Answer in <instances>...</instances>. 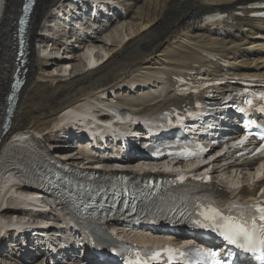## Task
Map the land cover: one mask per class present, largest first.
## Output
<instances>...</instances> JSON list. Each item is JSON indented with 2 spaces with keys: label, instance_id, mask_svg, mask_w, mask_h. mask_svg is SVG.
<instances>
[{
  "label": "bare ground",
  "instance_id": "6f19581e",
  "mask_svg": "<svg viewBox=\"0 0 264 264\" xmlns=\"http://www.w3.org/2000/svg\"><path fill=\"white\" fill-rule=\"evenodd\" d=\"M66 1L69 0H37L31 15L27 42L19 47L16 33L24 0H0V105L12 91L18 68L24 80L13 109H8V101L0 117V247L5 239L15 240L10 253L2 255L4 259H12L11 264H39L42 259L40 264H45L43 250L29 251L13 234L15 225L19 229H26V222L34 216L31 209L36 211L43 206L50 207L54 203L52 198L59 199V212L51 211L50 214L40 213L36 216L44 219L49 226L40 232L44 237L38 236L41 242L39 246L45 249V253L50 252L47 246L54 245V235L61 231L56 228L62 223L60 213L70 209L61 206L68 199L54 191L52 186H47H56L51 179L53 172L61 169L84 172L95 161L103 167V170L96 172L108 177L119 175L120 172L135 177L150 174L144 169L140 158L124 156L115 159L109 153H90L82 149L74 153L69 148L73 146L69 144L70 141L48 144L47 141H51L49 138L59 132L60 137L73 138L72 127L77 126V123L84 124V131L91 134L97 131L112 133L110 128L98 126L100 120L113 124L107 114L102 112L103 109L114 111L121 108L133 114H155L171 105L180 104L184 98L177 95L176 77L182 73H195L202 80L216 76L251 75L264 78V25L242 23L226 24L224 27L203 23V17L208 13L220 11L230 15L238 4H247L250 0H116V5H123L125 12L122 14L127 15L131 23L137 22L134 25L136 29L128 33H135L134 37L125 40L121 35L122 38H117L115 33L118 29L113 31L115 25L106 30L101 29L95 39V34L93 38L85 35L87 41H95L98 45L97 42L104 38H101L102 35L109 34L114 47L101 49L103 53L98 51L96 54L94 50L98 46L89 47L84 62L83 57H80L83 65H75L73 71L69 69L71 67L66 69L65 65H70L76 59L74 52L84 45L86 38L74 35L75 44L64 43L68 51L60 55L57 48L61 49L59 37L64 33L58 34V30L65 29L64 22L60 21V25L55 26L57 31H41L43 22L55 10L61 11ZM16 19L15 26L13 21ZM74 24L77 25L78 21H74ZM51 49L58 51L54 53ZM24 52L25 62H22L18 60V55ZM45 56H49L50 60L47 61ZM65 59L68 61L62 64L64 66L60 71L56 72L58 69L55 68L53 73H47L48 64L57 65ZM95 62L96 67H91L90 63L94 65ZM148 83H156V88ZM126 85L132 91L137 85L139 88L144 86L145 90L147 87L149 91L136 93L130 98L117 95L110 97L116 88ZM236 87L227 84L209 92L214 94V98H220L219 95ZM5 123L8 125L5 126ZM86 139L84 137L83 141ZM96 142L89 147H97ZM63 147L68 148L65 150ZM83 160L87 161L88 167L85 169ZM256 165L255 161L245 160L231 166H220L225 177H216L211 186L224 196L234 191L239 184L244 193L254 184L259 190L264 187V178H260V173L257 174ZM44 168H50L51 173H41ZM26 207L30 209L27 212L22 209ZM16 210H20V215L16 213L19 218L14 216L16 214L13 211ZM22 219H25L24 222H21ZM137 238L142 241L149 239L139 235Z\"/></svg>",
  "mask_w": 264,
  "mask_h": 264
},
{
  "label": "snow or ice",
  "instance_id": "6c2138e0",
  "mask_svg": "<svg viewBox=\"0 0 264 264\" xmlns=\"http://www.w3.org/2000/svg\"><path fill=\"white\" fill-rule=\"evenodd\" d=\"M27 7V5H26ZM24 23L23 20L20 21ZM251 104L252 101H247ZM246 139V137H245ZM196 153H192L195 155ZM180 181L186 179L181 175ZM203 180L206 177H194ZM264 194V189H261ZM233 209H236L233 214ZM199 218L194 223L204 229H211L226 241L229 245L251 253L264 264V202L253 199L251 203L237 205L229 203L217 205L215 202L202 203L199 205ZM202 260H209L211 264H232L231 260L221 257L218 250L193 249L184 251L171 246H159L145 250V257L140 260V264H158L161 260L175 262L178 260L189 259L191 252ZM139 256V252L137 253ZM227 257L235 255L232 251L225 254Z\"/></svg>",
  "mask_w": 264,
  "mask_h": 264
},
{
  "label": "rangeland",
  "instance_id": "374dc122",
  "mask_svg": "<svg viewBox=\"0 0 264 264\" xmlns=\"http://www.w3.org/2000/svg\"><path fill=\"white\" fill-rule=\"evenodd\" d=\"M109 1H112V2H114V1H116V0H109ZM70 2V0L69 1H66L65 2V6L68 4ZM128 2V1H127ZM115 3V2H114ZM123 5H121V8H122V10H123V7H122ZM124 12H125V10H124ZM52 14V13H51ZM124 14H122L121 16H119L118 17V19H117V21L115 22V28H113V31H115V30H117L116 31V33L118 34H116L115 33V36L117 37V38H122L121 37V35L122 36H124V39L125 40H128V39H131L132 37H134L133 35H135V33H133V34H130L131 35V37H130V35H128V33L131 31V30H134V29H136V26H134V25H136V21L135 22H133V23H131L129 20V18L127 17V15H124ZM51 17V16H50ZM47 18L44 22H43V30H41V31H43L44 32V30H46L47 29V25L50 23V19H52V17L51 18ZM124 21V22H123ZM128 22V23H127ZM13 23H15V26L17 25V19L15 20V21H13ZM125 24V25H124ZM122 25V27H120ZM135 27V28H134ZM143 29H146V28H141V30H143ZM62 31H64L63 29H61ZM121 31V32H120ZM43 32H41V34L43 33ZM123 32V33H122ZM127 34V36H125ZM75 34H73V35H69V34H67V32L66 31H64V34L63 35H61L60 37H59V43H60V45H61V49H59L60 47H58L57 49L59 50V52H57L58 50L56 49L55 51H53V49H51V51L52 52H54V53H58V54H60V55H63L64 54V51H66L65 53H67V51H68V48H64V47H67V45H64V43H67V44H70V43H73V44H75V41H73V40H75L76 39V37L74 36ZM64 36H66V37H64ZM71 37V38H70ZM104 37V38H103ZM84 38H86V41H84V45H81V47H80V49H78V50H76L75 52H74V55L76 56V59L75 60H72V63L70 64V65H65L66 66V69L67 68H69V67H71V68H69L71 71H73V70H75V67L76 66H80V65H83V62H84V60H85V58H86V55H87V57H88V54H89V52L88 53H86V51H88L89 50V47H94V45H96V46H98L95 50H94V54H96L98 51H101V49H105V50H109V49H112L114 46H112V45H114V42L113 41H111V39L109 38V34H103L102 35V37L101 38H103V40H100L99 42H97L98 43V45L97 44H95V41L94 42H91L90 40H88L87 41V37H84ZM89 39V38H88ZM104 40L105 41H107V42H104ZM38 44V43H37ZM64 45V46H63ZM38 46L40 47V45L38 44ZM105 47V48H104ZM41 48V47H40ZM43 48V47H42ZM65 49V50H64ZM67 49V50H66ZM102 53H103V50L101 51ZM84 53H86V54H84ZM49 56H50V54H49ZM49 56H45L46 58V60L48 61V60H50L49 59ZM80 57H83V62H81L80 63ZM66 60L67 59H65V60H60L59 61V63L57 64V65H50V64H48L49 66H48V68H47V73H53V70L56 68V69H58V70H56V72L57 71H60V68H62V66H64V65H62V64H64L65 62H66ZM68 61V60H67ZM76 65V66H75ZM90 65H91V67H96V65H97V63L95 62L94 63V65H92V63H90ZM69 73H70V71H69ZM154 84V85H153ZM130 85V84H129ZM129 85H126V86H124L123 88H116L115 90H114V92H112L111 93V95H110V97H112L113 95H117L118 97L120 96V97H126V98H130L131 96H133L134 94H136V95H138V94H142L143 92H145L146 90H148L149 91V89H147V87H146V90H145V87L143 86V87H141V88H139V86L137 85V86H135L134 87V91H132V88L129 86ZM148 85H151V86H155V87H153V88H156V83H148ZM131 88V89H130ZM152 88V87H151ZM132 92V93H131ZM147 92V91H146ZM125 93V94H124ZM131 94V95H130ZM124 95V96H123ZM129 96V97H128ZM6 103H8V99H5V101L3 100V102L1 103V105H0V117H2L3 116V111L5 110V105H6ZM1 120H3V119H1ZM58 134H60V133H56L54 136H53V138H49L51 141H47L48 142V144H52V142H54L55 144H57L58 142L60 143V142H64V141H68L69 140V138L67 137V138H58ZM54 139H56V140H54ZM72 141H73V139H71ZM68 143V142H67ZM66 143V144H67ZM59 147V146H58ZM57 147V148H58ZM65 150H67L66 148H64ZM58 150H62V149H60V148H58ZM73 152L74 153H78L79 151H77L76 149H73ZM72 154V153H71ZM83 161H85V160H83ZM13 213L14 214H18V215H20V210H16V212L15 211H13ZM17 214L16 215H14L15 217H17V218H19L18 216H17ZM17 218H15V219H17ZM22 220H25V219H22ZM9 239V240H8ZM7 240L5 239L4 240V243L2 242V246L0 247V264H11V261H12V259H4V258H2V255L4 256V255H8V253H10V250L12 249V244H14V239H12V238H8ZM12 240V241H11ZM11 241V242H10ZM7 253V254H6ZM8 257V256H7ZM40 263H42V260L41 261H39V264ZM12 264H18V263H13L12 262Z\"/></svg>",
  "mask_w": 264,
  "mask_h": 264
}]
</instances>
